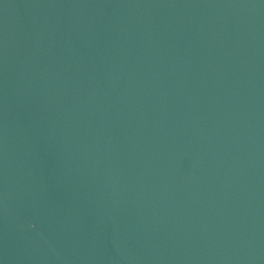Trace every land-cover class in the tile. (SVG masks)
<instances>
[{"label":"water","instance_id":"water-1","mask_svg":"<svg viewBox=\"0 0 264 264\" xmlns=\"http://www.w3.org/2000/svg\"><path fill=\"white\" fill-rule=\"evenodd\" d=\"M0 264H264V0H0Z\"/></svg>","mask_w":264,"mask_h":264}]
</instances>
